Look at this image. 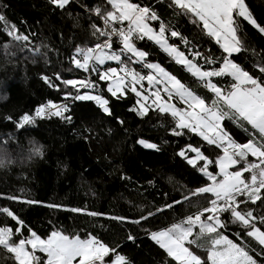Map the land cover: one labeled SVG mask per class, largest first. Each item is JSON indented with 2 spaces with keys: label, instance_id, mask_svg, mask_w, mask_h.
Returning a JSON list of instances; mask_svg holds the SVG:
<instances>
[{
  "label": "snow or ice",
  "instance_id": "snow-or-ice-1",
  "mask_svg": "<svg viewBox=\"0 0 264 264\" xmlns=\"http://www.w3.org/2000/svg\"><path fill=\"white\" fill-rule=\"evenodd\" d=\"M48 2L58 9L70 6V0ZM106 4L110 8H89L81 4L89 14L90 21H96L90 22L91 36L95 42L92 46L77 45L70 55L74 69L88 75L79 80H61L60 75L55 76L65 89V102L58 104L47 100L36 107L33 115L24 113L18 120H13L11 116L5 119L17 129L33 125L37 118L46 117H58L71 124L70 104L76 101H92L104 114L112 116L109 105L111 97L121 100L129 91L134 93L136 101L129 111L141 117L147 116L150 110L156 114H168L174 122L170 128L173 136L195 134L213 149L212 153L206 154L207 149L202 151L201 145L188 143L179 150L177 155L206 179L202 186L182 194L179 200L166 203L164 208L182 205V201L192 204V196L206 201V205L184 219L155 231L141 225L142 221L148 222L149 217L154 216L151 210L133 220L118 215L109 218L141 227L144 234L176 264H202L201 257L185 247L186 241L195 243V240L189 241V237L196 226L199 227L197 239L206 234H215L208 237L210 244L204 264H257V260L249 255L250 251H256L255 248H248L247 244L240 246L217 229L228 226L220 219L222 213H227L228 222L238 225L245 239L251 238L257 242V255L264 254V211H258L264 209V48L258 51L252 45L241 27V18L261 37H264V19L258 21L254 18L245 0H167V7L172 9L175 16L186 17L187 23L219 46V55L214 57L211 52L199 50L197 44L171 22L166 23L151 4L133 3L131 0H106ZM0 22H4L6 34L19 42L15 47L24 51L29 37L17 34L16 26L8 25L2 14ZM153 22L156 27L152 26ZM145 39L181 65L196 82L203 84L211 96L206 99L197 95L159 63L149 62L146 59L149 53L134 43ZM180 45H183V51ZM7 48L8 45H5ZM28 50L40 52L39 48ZM241 56L249 59L251 69L237 62ZM108 62H115L117 66L113 67ZM131 65H139L147 71L142 74ZM93 75L94 80L88 78ZM228 77L231 82L222 84L221 80ZM41 78L49 88L59 90L60 85L53 83L48 76ZM213 78L221 79L213 82ZM101 82L111 97H105ZM69 86L71 90H68ZM177 104L182 106L177 107ZM119 123L123 124L124 121L120 120ZM229 124L242 129L247 139L238 142ZM137 143L160 151L155 143L142 139ZM42 155V147L32 142L28 158ZM210 167L212 170H209ZM164 195L167 196V193ZM0 197L29 205L40 203L33 199L22 200L15 195L0 194ZM192 206L196 207V204ZM71 211L86 212L91 217L105 215L77 207L71 208ZM161 211V208H156L157 213ZM0 214L10 217L17 225L15 229L0 226V251L7 254L12 264H104V258L110 252L114 254L112 264H130L124 255L116 252V248H110L91 233L81 238L74 231L66 234L64 230L53 228L42 237L27 228L9 207H0ZM22 228L27 231V236ZM236 235L240 236L241 233ZM124 239L135 245L138 234L128 231ZM164 264L170 262L165 260Z\"/></svg>",
  "mask_w": 264,
  "mask_h": 264
},
{
  "label": "trees",
  "instance_id": "trees-1",
  "mask_svg": "<svg viewBox=\"0 0 264 264\" xmlns=\"http://www.w3.org/2000/svg\"><path fill=\"white\" fill-rule=\"evenodd\" d=\"M131 2L151 4L166 23L171 22L197 44L199 50L211 52L214 57L219 55V46L187 23L186 17L175 16L172 9L167 7V0ZM245 3L254 18L258 21L264 19V0H245ZM81 4L89 8H110L106 0H70V6H66V9H58L50 5L48 0H0V14L6 17L8 25H15L17 34L29 37L27 48L20 51L15 47L19 42L6 34L4 22H0V163L11 166L10 170L0 172V194L40 202L29 205L0 197V207H9L27 228L42 237L53 228L64 230L66 234L74 231L81 238L91 233L110 248H116V252L124 255L130 264H164L165 260L176 264L144 234L141 227L113 221L109 217L118 215L133 220L151 210L154 216L149 217L148 222L142 221L141 225L155 231L195 213L199 207L206 205V201L195 196L190 197V200L196 207L182 201V205L164 208L166 203H172L173 199L179 200L182 194L202 186L206 179L177 153L188 143L201 145L202 151L207 149L206 154L213 152L212 147L195 134L173 136L170 128L174 122L168 114H156L150 110L147 116L141 117L129 111L135 104V94L129 91L123 99L117 100L106 92L103 82V94L106 98L111 97L109 105L112 116L104 114L92 101H76L70 104L73 117L71 124L58 117H46L37 118L33 125L17 129L5 119L11 116L13 120H18L24 113L33 115L36 107L47 100L58 104L65 102V89L55 79L57 74L61 80H79L88 75L75 70L70 61V55L77 45L92 46L95 42L91 36L90 22L96 21H90L89 14ZM152 26L156 27L155 22ZM241 27L258 51L264 48V37L256 34V30L251 29L242 18ZM134 43L149 53L146 57L149 62L159 63L197 95L206 99L211 96L203 84L196 82L190 73L153 42L145 39ZM5 45H8L7 50ZM179 47L184 50L183 45ZM35 48H39L40 52L28 50ZM237 62L251 69L249 59L241 56ZM110 64L117 66L115 62ZM131 66L142 74L147 71L139 65ZM43 76L59 84V90L49 88L43 82ZM91 77L95 79L94 75ZM218 79L221 78H213V82ZM230 82V77L221 80L222 84ZM144 84L147 87L146 81ZM68 90H71V86ZM181 106L177 104V107ZM120 120L124 123L120 124ZM229 128L238 142L247 139L242 129L230 124ZM141 139L157 144L160 151L147 149L137 143ZM32 142L39 144L43 151L42 156L33 157L38 161L34 165L26 163ZM122 176L124 179H121ZM74 207L105 215L91 217L86 212L74 213L71 211ZM156 208L162 211L157 213ZM220 219L228 226L217 231L240 246L247 244L248 248H255L256 251H250L249 255L257 260V264H264V254L257 255V242L251 238L245 239L242 229L228 222L227 213H222ZM0 226L15 229L17 225L10 217L0 214ZM128 231L138 234L135 245L124 239ZM22 232L27 236L24 228ZM198 232L199 228H194L193 238L197 243L190 246L196 252L206 254V247L202 245L210 243L208 237H214L215 234H206L197 239ZM238 232L240 236L236 235ZM113 257L114 254L110 252L104 262ZM0 264H12L3 251H0Z\"/></svg>",
  "mask_w": 264,
  "mask_h": 264
},
{
  "label": "rangeland",
  "instance_id": "rangeland-1",
  "mask_svg": "<svg viewBox=\"0 0 264 264\" xmlns=\"http://www.w3.org/2000/svg\"><path fill=\"white\" fill-rule=\"evenodd\" d=\"M108 63H111V62H108ZM113 67H116V66H113ZM94 94V93H93ZM210 170V169H209ZM197 228H199L198 226H196ZM196 227H194V228H196ZM194 228H193V232H194ZM193 240H195L194 238H193V233H192V235L189 237V241H193ZM197 240H195V243H189V242H185V247H188L189 248V250L190 251H192L194 254H196V255H198V256H200L201 257V261H202V264H204V261L206 260V255H207V253L206 254H203V253H198V252H196L195 250H193L192 248H191V246L190 245H196V242ZM209 242H207V243H204L203 245H202V247H206V250L205 251H207L208 250V247H209ZM199 248L200 249H203V248H201L200 246H199ZM39 254V253H38ZM42 255V254H41ZM114 259V257L113 258H111V259H109L106 263L107 264H112V260ZM105 263V262H104ZM208 264H210V262H208Z\"/></svg>",
  "mask_w": 264,
  "mask_h": 264
},
{
  "label": "clouds",
  "instance_id": "clouds-1",
  "mask_svg": "<svg viewBox=\"0 0 264 264\" xmlns=\"http://www.w3.org/2000/svg\"><path fill=\"white\" fill-rule=\"evenodd\" d=\"M38 161L36 159L32 158H28V160L26 161V163L30 164V165H34L36 164ZM13 166V165H12ZM11 166H6L3 163H0V172H4L7 170H10Z\"/></svg>",
  "mask_w": 264,
  "mask_h": 264
},
{
  "label": "built area",
  "instance_id": "built-area-1",
  "mask_svg": "<svg viewBox=\"0 0 264 264\" xmlns=\"http://www.w3.org/2000/svg\"><path fill=\"white\" fill-rule=\"evenodd\" d=\"M88 78H89V79H93L91 76H89ZM81 91H84V90H83V89H81ZM104 264H106V263H104Z\"/></svg>",
  "mask_w": 264,
  "mask_h": 264
}]
</instances>
